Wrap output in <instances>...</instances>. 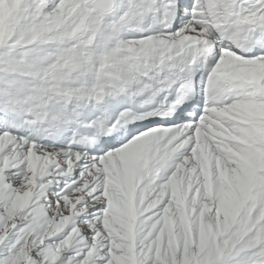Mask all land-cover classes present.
<instances>
[{
	"label": "snow or ice",
	"instance_id": "6c2138e0",
	"mask_svg": "<svg viewBox=\"0 0 264 264\" xmlns=\"http://www.w3.org/2000/svg\"><path fill=\"white\" fill-rule=\"evenodd\" d=\"M0 264H264V0H0Z\"/></svg>",
	"mask_w": 264,
	"mask_h": 264
}]
</instances>
